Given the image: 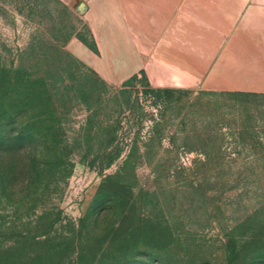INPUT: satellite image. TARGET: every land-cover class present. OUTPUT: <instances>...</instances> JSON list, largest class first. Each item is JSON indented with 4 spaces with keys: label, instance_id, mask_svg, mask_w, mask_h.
I'll list each match as a JSON object with an SVG mask.
<instances>
[{
    "label": "rangeland",
    "instance_id": "rangeland-1",
    "mask_svg": "<svg viewBox=\"0 0 264 264\" xmlns=\"http://www.w3.org/2000/svg\"><path fill=\"white\" fill-rule=\"evenodd\" d=\"M77 24L0 0V264H264V93L109 83Z\"/></svg>",
    "mask_w": 264,
    "mask_h": 264
},
{
    "label": "crops",
    "instance_id": "crops-1",
    "mask_svg": "<svg viewBox=\"0 0 264 264\" xmlns=\"http://www.w3.org/2000/svg\"><path fill=\"white\" fill-rule=\"evenodd\" d=\"M73 12L67 47L109 83L264 93V0H54Z\"/></svg>",
    "mask_w": 264,
    "mask_h": 264
},
{
    "label": "trees",
    "instance_id": "trees-1",
    "mask_svg": "<svg viewBox=\"0 0 264 264\" xmlns=\"http://www.w3.org/2000/svg\"><path fill=\"white\" fill-rule=\"evenodd\" d=\"M28 171H29L31 177L33 178V176H35V175L33 174V173H35V170H34L33 168L28 167Z\"/></svg>",
    "mask_w": 264,
    "mask_h": 264
}]
</instances>
